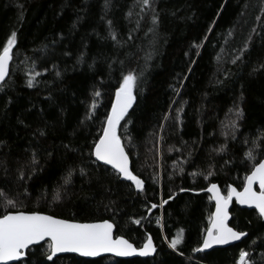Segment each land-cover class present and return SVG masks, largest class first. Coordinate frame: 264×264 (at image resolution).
I'll use <instances>...</instances> for the list:
<instances>
[{"label":"trees","instance_id":"obj_1","mask_svg":"<svg viewBox=\"0 0 264 264\" xmlns=\"http://www.w3.org/2000/svg\"><path fill=\"white\" fill-rule=\"evenodd\" d=\"M150 4L0 0V51L17 37L0 85V217L109 221L116 237L139 248L151 236L156 248L147 259L65 255L55 264H236L243 251V242L196 249L213 210L206 189L240 190L264 158V0ZM129 73L135 101L117 135L143 191L93 158ZM229 225L247 239L262 233L246 252L248 264H264V221L233 206ZM42 245L32 264H52Z\"/></svg>","mask_w":264,"mask_h":264},{"label":"snow or ice","instance_id":"obj_2","mask_svg":"<svg viewBox=\"0 0 264 264\" xmlns=\"http://www.w3.org/2000/svg\"><path fill=\"white\" fill-rule=\"evenodd\" d=\"M141 3L143 6L151 7L150 0H141ZM153 22L155 24V17ZM16 40V32L13 31L0 51V82H4L9 75V65L13 58V47ZM35 75L39 76V73L37 72ZM28 86H33V79H29ZM135 87V75L129 73L123 76V82L115 93V103L112 104L111 113L107 116L103 135L94 144L93 155L97 161L110 165L121 178L131 181L137 190L143 191L144 181L130 170L129 156L117 135L120 122L128 114L135 101L133 94ZM95 95L99 96L100 93L96 92ZM92 107L95 109V103ZM236 115L238 119L243 118L242 111H238ZM233 127H235V122H233ZM247 156L250 160L253 159L251 152L247 153ZM256 184L259 186L258 191L254 190ZM207 191L212 194L211 198L215 200V212L210 217V226L204 236L202 248L196 249L198 252L210 249L213 245H227L239 241L247 235L228 225V209L233 198L241 205L255 208L258 216L264 219V159L253 163L251 174L245 178L243 191L229 187L225 196L221 194L216 183H211ZM163 203L166 204L167 201H163ZM151 207L156 208L157 205L152 204ZM135 223L139 225L140 220H136ZM182 238V233L178 234L175 239L170 241L169 247L176 250L181 244ZM42 241L47 243L45 260L51 261L52 264H55L54 258L59 253H78L84 257H96L101 253H112L118 257L134 254L146 257L156 252L151 236L139 249L123 237L114 239L113 224L107 221L103 223H71L38 212L7 213L0 217V264H13V262L32 264L31 256L35 253L31 252V246L40 245L43 247ZM26 253L29 259L25 261ZM248 256V252L242 251L238 264H248ZM37 264H44V261H38Z\"/></svg>","mask_w":264,"mask_h":264},{"label":"water","instance_id":"obj_3","mask_svg":"<svg viewBox=\"0 0 264 264\" xmlns=\"http://www.w3.org/2000/svg\"><path fill=\"white\" fill-rule=\"evenodd\" d=\"M3 82H0V85L2 84ZM113 103H115V96H114V99H113ZM112 103V104H113ZM133 104H134V102H133ZM133 106V105H132ZM111 108H112V106H111ZM132 108V107H131ZM131 108L129 109V111L131 110ZM129 111H128V113H129ZM111 113V109H110V112H109V114ZM108 114V115H109ZM126 117V116H125ZM122 122V121H121ZM120 122V123H121ZM104 127H106V123H105V126ZM102 135H103V133H102ZM101 135V136H102ZM99 140V139H98ZM98 142V141H97ZM93 152H94V148H93ZM93 158H94V160L99 164V165H101V166H104V167H107V168H109V169H112L113 171H115L110 165H105L103 162H101V161H97L96 159H95V156L93 155ZM264 159V158H263ZM129 167H130V162H129ZM116 172V171H115ZM251 174V172L248 174V175H250ZM247 175V176H248ZM120 179H121V181H124V182H129V183H131L132 184V182L131 181H126V180H124L123 178H121L120 177ZM244 183H245V181H244ZM132 185H134V184H132ZM135 186V185H134ZM218 186V185H217ZM210 187V186H209ZM243 187H244V185H243ZM243 187L240 189V190H238L237 189V191H243ZM219 188V187H218ZM254 190H259V186H258V184H256V185H254ZM206 193H207V195L209 196V199H210V201H211V203L213 204V210H212V213H211V216H212V214L215 212V200H213L211 197H212V194L210 193V192H208L207 191V189H206V191H205ZM221 192V191H220ZM221 194L222 195H225V194H223L222 192H221ZM226 196V195H225ZM233 206H235V207H237L238 209H241V210H248V211H254V212H256L257 213V210L255 209V208H250V207H248L247 205H241V204H239V203H237L236 202V200H235V198H233V200H232V202L229 204V209H228V211H229V219H228V225H229V223H230V221H231V209H232V207ZM11 214H15V213H11ZM40 214H43V213H40ZM258 214V213H257ZM43 215H47V214H43ZM51 216V215H50ZM210 216V217H211ZM2 217V216H1ZM54 218H56V217H54ZM57 219H60V218H57ZM263 221H264V219H262ZM69 222H71V223H81V222H74V221H69ZM103 222H105V221H101V222H91V223H103ZM107 222H109V221H107ZM109 223H111V222H109ZM112 224V223H111ZM210 226V223L208 224V227ZM230 226V225H229ZM206 235V232H205V234H204V236ZM119 237H121V236H115V227H114V225H113V238L114 239H116V238H119ZM247 237H248V235H246V236H244V237H242L241 238V240H239V241H234V242H232V243H230V244H227V245H213L212 246V248H210V249H205L204 251H202V252H198L197 251V253H206V252H209V251H211V250H214V249H222V248H226V247H229V246H232V245H236V244H239V243H242L244 240H246L247 239ZM125 239V238H124ZM204 239V238H203ZM44 243H46V242H44V241H42L41 242V244H44ZM35 246H38V245H33V246H31V248L32 247H35ZM134 246V245H133ZM143 246V245H142ZM141 246V247H142ZM202 246H203V241H202V243H201V245H200V247L199 248H202ZM135 247V246H134ZM141 247H139V248H141ZM139 248H137V249H139ZM156 253V252H155ZM155 253H153L152 255H150V256H146V257H142V256H139V255H131V256H126V257H118V256H115L114 254H112V253H101L99 256H96V257H84V256H80L78 253H59V254H57V257H59V256H65V255H73V256H77V257H79V258H83V259H87V260H92V259H98V258H101V257H112V258H115V259H118V260H127V259H133V258H140V259H147V258H152V257H154V255H155ZM26 257V256H25ZM57 257H55V258H57ZM25 259V258H24ZM13 263H17V262H13Z\"/></svg>","mask_w":264,"mask_h":264},{"label":"rangeland","instance_id":"obj_4","mask_svg":"<svg viewBox=\"0 0 264 264\" xmlns=\"http://www.w3.org/2000/svg\"><path fill=\"white\" fill-rule=\"evenodd\" d=\"M225 195H227V193L225 194ZM256 213V212H255ZM257 214V213H256ZM258 215V214H257ZM262 235V233L261 232H254L248 239H246V240H244L243 241V251H247V249H248V247H249V245L253 242V241H255L258 237H260Z\"/></svg>","mask_w":264,"mask_h":264},{"label":"built area","instance_id":"obj_5","mask_svg":"<svg viewBox=\"0 0 264 264\" xmlns=\"http://www.w3.org/2000/svg\"><path fill=\"white\" fill-rule=\"evenodd\" d=\"M239 260L236 262V264H238Z\"/></svg>","mask_w":264,"mask_h":264}]
</instances>
